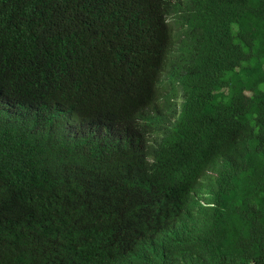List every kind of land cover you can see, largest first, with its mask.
Segmentation results:
<instances>
[{
	"label": "trees",
	"instance_id": "trees-1",
	"mask_svg": "<svg viewBox=\"0 0 264 264\" xmlns=\"http://www.w3.org/2000/svg\"><path fill=\"white\" fill-rule=\"evenodd\" d=\"M0 264H264V0H0Z\"/></svg>",
	"mask_w": 264,
	"mask_h": 264
},
{
	"label": "clouds",
	"instance_id": "clouds-1",
	"mask_svg": "<svg viewBox=\"0 0 264 264\" xmlns=\"http://www.w3.org/2000/svg\"><path fill=\"white\" fill-rule=\"evenodd\" d=\"M160 228H162V227H160ZM160 228H157V229H160ZM157 229H156V230H157Z\"/></svg>",
	"mask_w": 264,
	"mask_h": 264
}]
</instances>
